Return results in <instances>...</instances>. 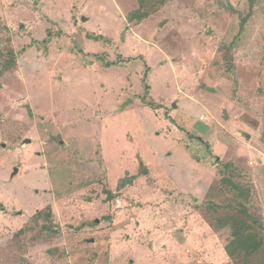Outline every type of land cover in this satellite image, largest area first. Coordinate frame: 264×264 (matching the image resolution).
Returning a JSON list of instances; mask_svg holds the SVG:
<instances>
[{
    "label": "rangeland",
    "instance_id": "374dc122",
    "mask_svg": "<svg viewBox=\"0 0 264 264\" xmlns=\"http://www.w3.org/2000/svg\"><path fill=\"white\" fill-rule=\"evenodd\" d=\"M240 202L264 232V0H0V264H258Z\"/></svg>",
    "mask_w": 264,
    "mask_h": 264
},
{
    "label": "trees",
    "instance_id": "16d2710c",
    "mask_svg": "<svg viewBox=\"0 0 264 264\" xmlns=\"http://www.w3.org/2000/svg\"><path fill=\"white\" fill-rule=\"evenodd\" d=\"M135 14V13H134ZM48 36L41 40L42 43L49 42L50 33L47 34ZM90 37V36H89ZM98 57V55H96ZM15 58L13 56L9 59L7 62L8 67L5 66L6 69H9V67L14 63ZM9 64V65H8ZM112 63H106L107 66H110ZM149 70V67L146 66L145 75L142 79L143 85L146 88V93L148 94L149 91V85L146 83L147 78V72ZM152 104V103H150ZM155 107V106H153ZM207 147L208 144L204 143ZM127 180L121 179L119 182V187L123 186ZM132 181V177L128 180V183ZM231 186L234 188V190L238 193V198H249L250 192L248 190L243 189V187L239 183L235 182H229ZM111 195V194H110ZM111 197V196H110ZM240 209L238 210L240 212V215H234L232 217H225L221 222H231V228H232V239L226 244L225 250L229 256H234L238 253H241L242 256H249L253 252H255L263 243L264 241V232L259 230L257 228V219L248 211V208L240 202ZM225 224V223H224ZM258 264H264V261L258 263Z\"/></svg>",
    "mask_w": 264,
    "mask_h": 264
},
{
    "label": "water",
    "instance_id": "95a60500",
    "mask_svg": "<svg viewBox=\"0 0 264 264\" xmlns=\"http://www.w3.org/2000/svg\"><path fill=\"white\" fill-rule=\"evenodd\" d=\"M29 140H27L26 142H28ZM216 159H218V157L216 158ZM16 171V170H15Z\"/></svg>",
    "mask_w": 264,
    "mask_h": 264
}]
</instances>
